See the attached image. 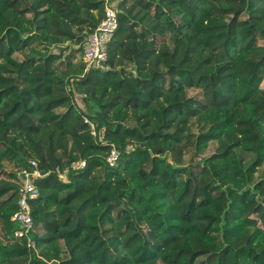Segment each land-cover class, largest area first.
<instances>
[{
    "label": "trees",
    "instance_id": "1",
    "mask_svg": "<svg viewBox=\"0 0 264 264\" xmlns=\"http://www.w3.org/2000/svg\"><path fill=\"white\" fill-rule=\"evenodd\" d=\"M117 9L85 71L101 0H0V264H264V0ZM31 162L34 248L10 221Z\"/></svg>",
    "mask_w": 264,
    "mask_h": 264
},
{
    "label": "built area",
    "instance_id": "2",
    "mask_svg": "<svg viewBox=\"0 0 264 264\" xmlns=\"http://www.w3.org/2000/svg\"><path fill=\"white\" fill-rule=\"evenodd\" d=\"M103 4V15L95 30L87 34L83 44L82 60L85 64V71L89 70H105L107 62V47L111 41V37L117 28V5L119 0H101ZM84 124L89 128V134L98 139L100 143L104 144L103 137L105 129H96L93 122L86 117L83 118ZM105 159L106 165L109 168H115L119 161V153L113 145ZM85 167V162L80 160L72 163L70 167L64 171L56 169L58 179L66 181L67 173L69 171H78ZM43 175L37 168L35 162L30 163V169L22 170L17 173L18 180V200L17 211L11 216L10 221L17 226L14 231V238L23 242L28 248H34L31 241L30 233L32 231V218L30 202L37 198L38 191L35 182L42 178Z\"/></svg>",
    "mask_w": 264,
    "mask_h": 264
},
{
    "label": "rangeland",
    "instance_id": "3",
    "mask_svg": "<svg viewBox=\"0 0 264 264\" xmlns=\"http://www.w3.org/2000/svg\"><path fill=\"white\" fill-rule=\"evenodd\" d=\"M78 104H80V103L78 102Z\"/></svg>",
    "mask_w": 264,
    "mask_h": 264
}]
</instances>
